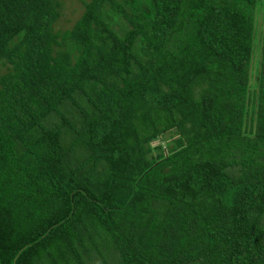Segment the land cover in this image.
Instances as JSON below:
<instances>
[{
  "label": "trees",
  "instance_id": "16d2710c",
  "mask_svg": "<svg viewBox=\"0 0 264 264\" xmlns=\"http://www.w3.org/2000/svg\"><path fill=\"white\" fill-rule=\"evenodd\" d=\"M78 1L0 0V264H264V0Z\"/></svg>",
  "mask_w": 264,
  "mask_h": 264
},
{
  "label": "rangeland",
  "instance_id": "374dc122",
  "mask_svg": "<svg viewBox=\"0 0 264 264\" xmlns=\"http://www.w3.org/2000/svg\"><path fill=\"white\" fill-rule=\"evenodd\" d=\"M82 11L83 9L80 6L78 0H63V5H62L63 15H61L59 20L55 23L56 27L65 28L71 26L72 23L82 13Z\"/></svg>",
  "mask_w": 264,
  "mask_h": 264
}]
</instances>
